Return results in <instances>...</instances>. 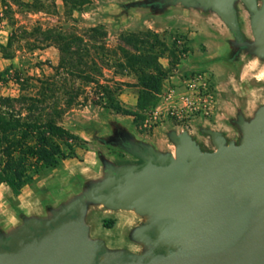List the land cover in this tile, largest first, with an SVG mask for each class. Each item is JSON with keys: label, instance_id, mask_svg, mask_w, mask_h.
<instances>
[{"label": "rangeland", "instance_id": "374dc122", "mask_svg": "<svg viewBox=\"0 0 264 264\" xmlns=\"http://www.w3.org/2000/svg\"><path fill=\"white\" fill-rule=\"evenodd\" d=\"M21 1L32 3V0ZM80 1L57 0L54 7L45 5L44 9L11 3L12 8L6 9L0 0V44L7 45L12 23L15 28L27 30L36 26H102L108 33L107 43L111 47L121 43L122 34H139L148 41V46L153 47L166 72L162 90L156 95L154 104L145 110H137L138 77L118 76L128 85L119 99L124 108L137 112L135 116L97 106L70 110L61 124L79 138L77 142H70L76 157L66 159L57 168L41 171L34 183L26 186L18 196L6 185H0V227L8 233L22 224L23 214L47 216L46 205H59L79 193L84 181L99 177L98 151L117 164L135 163L128 153L103 147L96 141V138H106L112 130L109 122H121L137 139L162 151L175 152V146L167 136L170 130L188 131L203 150L213 151L210 137L201 128L221 131L228 141L238 143L241 137L239 123L233 126L231 121L238 119L239 111L250 119L264 105V61L245 50L233 61L224 44L230 34L217 15L178 6L157 16L155 12L152 14L151 8L125 7L136 0ZM76 3L80 5L76 6ZM237 10L246 39L251 40L249 14L241 3ZM150 31L158 36H142ZM8 51L13 54L12 58H6L0 48V96L4 97L20 94L17 82L34 93L39 82L53 74V67L60 59L54 46L31 50L25 40L13 43ZM113 76V71H106V79ZM184 97L190 98L192 107L186 105ZM58 142L62 144V141ZM87 222L91 226V236L103 239L110 249H126L135 254L142 251V247L129 238L131 230L142 224V219L133 212L94 206L89 210Z\"/></svg>", "mask_w": 264, "mask_h": 264}, {"label": "water", "instance_id": "95a60500", "mask_svg": "<svg viewBox=\"0 0 264 264\" xmlns=\"http://www.w3.org/2000/svg\"><path fill=\"white\" fill-rule=\"evenodd\" d=\"M239 3L253 37L240 46L264 61V0H136L125 7L164 4L155 7L157 16L178 6L213 13L237 33ZM238 119V143L201 128L213 151L203 150L188 131L170 130L174 153L137 139L121 122H109L112 137L121 128L131 144L147 149L144 161L117 164L98 151L101 175L59 205H46L47 216L24 215L8 233L10 249L0 248V264H264V105L250 119L239 111ZM94 206L140 217L129 238L142 251L110 249L92 237L87 217Z\"/></svg>", "mask_w": 264, "mask_h": 264}, {"label": "trees", "instance_id": "16d2710c", "mask_svg": "<svg viewBox=\"0 0 264 264\" xmlns=\"http://www.w3.org/2000/svg\"><path fill=\"white\" fill-rule=\"evenodd\" d=\"M56 1L32 0L26 4L21 0H3V5L6 9L12 8L11 3L44 9L54 7ZM10 26L13 30L7 45L0 44L6 58H12L8 50L20 40L27 41L31 50L54 46L60 54L53 74L40 81L34 93L17 82L18 96H0V185H6L18 196L34 183L41 171L57 168L66 159L76 157L70 142H77L79 138L61 124L70 110L97 106L135 116L137 112L124 108L119 99L128 85L118 76L138 77L136 108L145 110L154 104L162 90L166 72L153 47L139 34H122L121 43L111 47L102 26H36L31 30L15 28L14 23ZM142 36L157 37L158 34L150 31ZM106 71H113L110 80L105 78Z\"/></svg>", "mask_w": 264, "mask_h": 264}, {"label": "flooded vegetation", "instance_id": "af4514ba", "mask_svg": "<svg viewBox=\"0 0 264 264\" xmlns=\"http://www.w3.org/2000/svg\"><path fill=\"white\" fill-rule=\"evenodd\" d=\"M163 5L164 4H153V5H145L141 7L150 9V7L153 6L151 9L152 14H153L155 12V7H162ZM227 30H228V33L230 34V38H226L224 41V44H225V47H227V50H226L227 53L231 55V58L234 61L244 51V47H241L240 43L245 41L246 36L242 30L241 24H240V28L237 33H234L229 27H227ZM239 122H240V119L239 120L237 119V120L231 121V124L235 126ZM117 133H118L117 137H112L113 131L111 130L109 131V133L106 134L107 141H102L101 139H98V138H96V141L99 142L100 145L103 147L105 146L114 147L124 153H128L130 156L134 158L135 163L141 164L144 161L143 155L148 154L147 149L144 148L139 142H135L134 144H131L129 141L131 139V136L127 134L125 131H123L121 128H117ZM73 216H75V214ZM24 217L25 216L23 214L22 219H21L22 223H23ZM34 217H38V216H34ZM38 218H43V217H38ZM38 230L44 231V228L39 227ZM34 231L37 232V230H34ZM7 236H8V232H6V230L0 227V241L2 240L5 242L4 244L0 246V248L5 249V250L10 249L7 244V241L9 240Z\"/></svg>", "mask_w": 264, "mask_h": 264}, {"label": "built area", "instance_id": "2783aa9c", "mask_svg": "<svg viewBox=\"0 0 264 264\" xmlns=\"http://www.w3.org/2000/svg\"><path fill=\"white\" fill-rule=\"evenodd\" d=\"M183 99L185 100L187 106L192 107L193 103L191 102L190 98L184 97Z\"/></svg>", "mask_w": 264, "mask_h": 264}]
</instances>
